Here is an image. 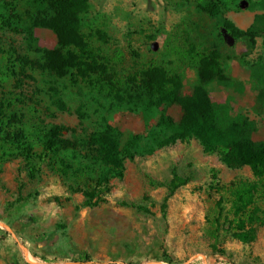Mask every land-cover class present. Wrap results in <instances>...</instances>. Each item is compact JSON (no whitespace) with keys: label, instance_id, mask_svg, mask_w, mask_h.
Returning <instances> with one entry per match:
<instances>
[{"label":"rangeland","instance_id":"374dc122","mask_svg":"<svg viewBox=\"0 0 264 264\" xmlns=\"http://www.w3.org/2000/svg\"><path fill=\"white\" fill-rule=\"evenodd\" d=\"M88 1L82 32L125 88L130 78L137 80L127 93L138 95L142 75L162 67L182 78L183 97L203 84L212 102L228 104L249 119L255 126L252 138L264 141V106L258 104L264 89V34L249 51L223 27L228 19L241 30L251 28L264 15L261 0L231 1L217 17L203 9L211 0ZM33 3L0 0V264H264V225H256L255 242L235 240L224 223L229 204L221 213L223 194L212 189L214 173L229 185L253 180L250 168H227L196 139L159 148L157 141L170 135L160 119L177 123L182 113L177 106L118 103L99 87L75 83L72 75L60 79L24 66L23 60L38 61L42 50L57 47L49 30L36 29L34 42L26 36ZM98 31L107 34V41ZM214 49L231 88L200 78L197 53ZM52 86L60 90L67 112L54 104ZM56 125L75 129L64 137L78 142L111 125L121 149L136 137L124 177L107 185V170L84 153L63 147L49 151L46 135ZM174 173L190 182L164 210ZM259 205L264 208V201ZM29 249L36 256L28 255L31 262L25 256Z\"/></svg>","mask_w":264,"mask_h":264},{"label":"trees","instance_id":"16d2710c","mask_svg":"<svg viewBox=\"0 0 264 264\" xmlns=\"http://www.w3.org/2000/svg\"><path fill=\"white\" fill-rule=\"evenodd\" d=\"M231 1L237 0L207 1L203 9L212 17H217L228 8ZM33 4L35 15L31 18V26L25 31L26 36L34 42L36 29L49 30L57 38V47L42 50L38 61L23 60L22 64L60 79L72 75L75 83L82 81L92 87H99L118 103L131 100L147 108L179 107L182 113L177 123L167 116L160 119V126L168 130L170 135L157 141V146L165 148L178 142L188 143L196 139L206 153L217 154L227 168L234 170L249 167L253 180L242 179L222 185L218 175L214 173L215 185L212 189L223 194L218 201L221 213L224 203L227 201L229 204L224 223L233 238L245 244L255 242L256 225H264V208L259 205L264 201V141H255L252 138L254 124L246 117L236 114L230 105L212 102L203 84L197 85L191 95L183 97L182 78L170 75L162 67L153 66L142 75L139 86L136 87L138 95L127 93L136 86L137 80L130 78L125 88V84L112 73L108 60L91 46L82 32V16L90 8L88 0H34ZM260 6L264 9V0H261ZM223 27L234 39L245 41L249 51H253L256 39L261 33L264 34V15L258 16L255 24L246 31L239 29L228 19H224ZM97 36L100 40L107 41L105 32L98 31ZM197 59L203 83L232 87L233 81L222 68L218 50L197 53ZM50 91L56 107L67 112L69 108L63 101L60 90L52 86ZM258 104L264 106V89L258 94ZM3 115L4 109L0 105V117ZM77 115L80 121L85 119L82 108L77 111ZM67 132L76 133L75 129L66 126L52 127L46 135V148L49 151L59 147L73 149L74 152H82L101 163L110 176L105 178L107 185H110L112 179L124 177L126 159L134 158L136 137L127 148L121 149L118 134L111 125L88 134L81 142L65 139ZM189 182V178L174 173L164 201V210L175 192ZM87 196L92 199L94 197L91 193H87ZM137 208L146 210L143 206ZM222 224L219 218L217 228Z\"/></svg>","mask_w":264,"mask_h":264},{"label":"crops","instance_id":"0c3cea01","mask_svg":"<svg viewBox=\"0 0 264 264\" xmlns=\"http://www.w3.org/2000/svg\"><path fill=\"white\" fill-rule=\"evenodd\" d=\"M29 254L32 256V258H33L32 260H34L36 256H34V252H33L32 249H29V251L26 252V255H25L26 256V260H28L29 262H31V260L28 257Z\"/></svg>","mask_w":264,"mask_h":264}]
</instances>
